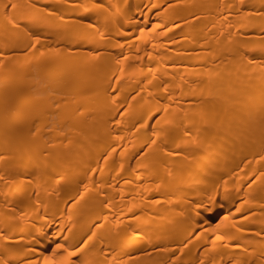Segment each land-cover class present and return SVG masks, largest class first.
I'll list each match as a JSON object with an SVG mask.
<instances>
[{"label": "bare ground", "instance_id": "6f19581e", "mask_svg": "<svg viewBox=\"0 0 264 264\" xmlns=\"http://www.w3.org/2000/svg\"><path fill=\"white\" fill-rule=\"evenodd\" d=\"M0 264H264V0H0Z\"/></svg>", "mask_w": 264, "mask_h": 264}]
</instances>
